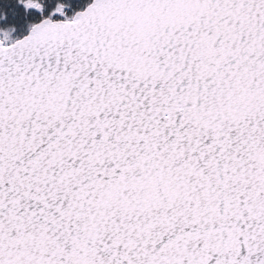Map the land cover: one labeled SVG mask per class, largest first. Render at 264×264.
Returning a JSON list of instances; mask_svg holds the SVG:
<instances>
[{
	"label": "snow or ice",
	"instance_id": "6c2138e0",
	"mask_svg": "<svg viewBox=\"0 0 264 264\" xmlns=\"http://www.w3.org/2000/svg\"><path fill=\"white\" fill-rule=\"evenodd\" d=\"M0 264H264V0H0Z\"/></svg>",
	"mask_w": 264,
	"mask_h": 264
}]
</instances>
